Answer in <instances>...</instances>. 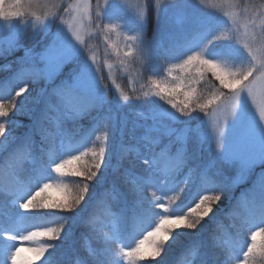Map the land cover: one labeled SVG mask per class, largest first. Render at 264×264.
<instances>
[{"label": "trees", "instance_id": "trees-1", "mask_svg": "<svg viewBox=\"0 0 264 264\" xmlns=\"http://www.w3.org/2000/svg\"><path fill=\"white\" fill-rule=\"evenodd\" d=\"M70 1L20 0L19 17L0 18L12 22L8 32L15 29L9 44L0 42V106L6 113L0 115L5 127L0 133V264H12L3 251L24 241L22 236L63 224L59 239L51 234L34 239L39 248L52 245L45 254L17 259L15 264H242L246 219L241 221L235 212L249 203L250 198L243 196L257 187L264 195V162L236 182L240 171L236 162L222 157L216 151L217 143L200 138V124L206 115L199 110L182 115L168 103H180L190 89H195L198 102L220 95L219 103L231 93L211 71L201 74L196 68L178 67L188 55L214 60L225 71L247 67L251 58L240 30L232 19L211 9L221 0H142L147 8L143 20L113 4L93 20L95 36L84 38L78 52L51 81H35L30 69L40 67L38 54L51 42L57 18ZM98 2L91 0L93 7ZM164 3L166 11L161 13L160 4ZM245 6L256 11L264 6V0H239V7ZM176 9L182 12L174 13ZM54 14V24L35 32L32 25L37 17ZM6 34L0 33V37ZM253 37L255 50L260 33ZM95 49L101 54L95 62L101 97L80 117L69 120L63 109L48 106L40 90L66 84ZM129 49L131 54H127ZM153 81L164 88L183 87L175 93H161L165 97L161 99L155 95L160 89ZM25 85V91L17 95ZM118 91L129 100L124 101ZM57 99L52 97L53 105ZM42 112L46 116L37 132ZM80 144L79 149H84L75 155L87 153L82 163L91 164L92 152L102 147L106 151L91 182L70 174V169L80 166L77 161L60 173L53 171L57 158L71 155V148ZM166 148L170 154L182 151V166L174 167L160 154ZM142 155L154 157L155 167L145 165L138 158ZM212 182L222 193L209 190ZM45 183L52 187L44 189L37 200L44 196L47 199L42 202L46 203L64 199L57 185L76 194L87 184L88 192L73 212L36 210L31 205L25 210L11 202L20 191L35 195ZM202 195L221 198L205 203L213 211L195 230L181 227L172 231L155 258L147 243L139 244L138 254L126 255L137 248L161 216L169 217L170 222L178 216H184V222L198 217L200 212L188 209L195 208ZM258 205V209L262 207ZM262 210L260 232L264 229ZM248 260L249 264H264V236Z\"/></svg>", "mask_w": 264, "mask_h": 264}, {"label": "rangeland", "instance_id": "rangeland-1", "mask_svg": "<svg viewBox=\"0 0 264 264\" xmlns=\"http://www.w3.org/2000/svg\"><path fill=\"white\" fill-rule=\"evenodd\" d=\"M113 4L124 6L130 12V14L137 16L139 20H143L146 17L147 8L142 3V0H107L106 3L105 0H99V2L94 7L91 4V0H71L68 3L67 11L57 18L59 20L56 27L54 28V36L45 49H47L50 44H64L71 46L75 55L78 52L84 38L88 39L95 36V30L91 29L93 20L94 22L97 21V18L100 17L102 12ZM160 5L161 13H164L166 11V4L164 3ZM211 9L221 12L223 15L234 21L236 27L241 32L243 45L249 43L250 41V44L253 45L256 41L255 39H252L253 36L257 33H260V40H258L259 43L255 47L254 51H256L259 59L264 60V6H258L255 8L256 11H251L246 6L241 9L239 7V0H221V4H219L216 9L214 7ZM173 12L179 13L182 11L176 9L173 10ZM54 22H56L55 14L36 19L33 22L32 27L36 32L41 28H48L51 24H54ZM11 25L12 22L0 21V33L8 31ZM12 33L13 32H8L5 37H0V42L7 44L9 42V37H12ZM76 35L80 36V41L76 40ZM100 56L101 54L97 49L93 50L87 56L77 74L73 76L72 82L78 77L79 74L86 72L88 75V85L83 90L90 89L96 91L98 90V87L100 89L95 69V62L98 59H101ZM102 59L106 58L103 57ZM260 75V72L256 73L257 77ZM248 83H251L253 88L255 111L249 101L247 94L242 92L235 119L229 121L227 124L224 138L219 136V133L224 130V121L228 116V113L231 111V92L227 97H225V99H223L222 102L219 103L220 107H213V110L210 112L204 122L205 128L208 129L209 135L212 138L219 139L223 142V156L236 160L240 169H243L244 167L250 168L251 166L253 167L254 165L264 161V126H262L257 119L259 111L264 109V79L255 80L254 78H250ZM118 93L119 96L120 94L121 96H124L123 92L121 93L118 91ZM72 155H74V153L66 157H64L65 155H62L57 158V161L55 162L61 163L63 160H68ZM255 192L258 196H260L259 199L261 200L262 205H264V195L261 193V191H258V187ZM30 196L31 195L26 191H20L19 195L13 198V203L19 205L21 203H26ZM252 197L255 199L254 196ZM253 203L254 200L249 204L250 206L244 204V206L242 205V208L239 209V211L235 212L239 218H242L241 221L244 220L243 218L246 216L249 222L252 224H249L250 226L247 227L248 230L246 233V240L244 242L245 250H247L248 246L253 243L257 245L259 240V235L256 236L255 241L252 239V234L254 232L257 233V228L254 227V224H256L255 222L259 221V217L253 214V212L256 210V208L252 207ZM245 222L246 221H243V223L247 225L248 221L246 223ZM234 223L242 224L239 221H234ZM34 248H39L38 242L36 240H28L26 242H21L11 246L5 251V255L9 257L11 252H17L18 249L19 251L17 252L16 259L22 257L30 258L36 255V253L31 250Z\"/></svg>", "mask_w": 264, "mask_h": 264}, {"label": "snow or ice", "instance_id": "snow-or-ice-1", "mask_svg": "<svg viewBox=\"0 0 264 264\" xmlns=\"http://www.w3.org/2000/svg\"><path fill=\"white\" fill-rule=\"evenodd\" d=\"M106 2L107 0H105V3ZM18 3H20V0H18ZM20 15L21 13L17 10L16 12L11 14V17H19ZM37 19H39V17H37ZM80 39H81L80 36L76 35V40L80 41ZM132 39H135V38L133 37ZM252 39L254 40L255 37H253ZM245 48L248 49V57L251 58L250 61H248L247 67L244 68L243 70L237 69V71H230L228 73L234 78V81H235L230 90L232 92V107L228 115H230L231 112L235 110L237 106V101L240 98L242 92L246 93L248 96L253 97V88H252L251 83H248L249 79L250 78H254L255 80L264 79V71H262L264 70V60H261L258 58L256 51L253 50L251 44H245ZM131 51L132 50L129 49V52L127 54H131ZM73 55H74V50L69 45L50 44L47 49H45L42 53L38 54L40 67H37L34 65L30 69V71L33 74L34 80L35 81H45V82L51 81L57 75V73L61 70L63 65L68 63L72 59ZM205 62H208L211 65H214L216 68L224 71V69L220 67V65L216 61L205 59L198 54L188 55L187 58L183 61V64L178 65V67H180L182 70H187L189 68H196L197 72H200L202 74L203 71L205 70L203 68V65L205 64ZM257 72L261 73V75L258 77L256 76ZM153 83L156 84L155 81H153ZM87 85H88V75L86 72H84V73L79 74L78 77L74 79V81L71 84H63L55 88H52L51 90H46V88L42 87L40 90V95L44 98L45 102L48 104L49 107H53L56 111L63 109L64 114L67 116V118L69 120H72V119H76L80 117L85 111L92 108L94 104L97 102L96 98L82 94L81 90L87 87ZM27 87H28L27 85L22 87L20 89V92L17 93V95L24 92ZM156 87L160 90L157 91L155 95L159 96L161 99H164L165 97L161 95V93L164 92L163 91L164 87H161V85L159 84H156ZM181 87H183V85H177L176 87H173L171 89H175L177 91V88H181ZM222 87L225 88L224 86ZM184 94H187L186 101H185V96H184V99L180 101V103H176L173 100H168L169 104L179 105V106L173 107V109H175L177 112H179L182 115H188L192 113L193 111L199 110L200 112H203L207 116L208 112L206 110L209 108V106L215 105L216 107H220V105L217 103L221 99L220 95H214L211 98L206 99L204 102H198L199 98L195 97V89H190L188 91H185ZM52 97L58 98L54 105L51 102ZM122 99L124 101H128L129 97L124 95L122 96ZM209 100H213L214 103L209 105L208 104ZM193 105H195V107H193ZM0 115H6V113H4L2 109V106H0ZM45 116H46V112H42L39 120L36 122L37 132L40 131L39 124H40V121ZM4 131H5L4 125L0 124V133H4ZM222 132L223 131L219 133V136H222ZM26 139H30V137H26ZM152 143L155 144V141H153ZM216 149L218 153L222 152L223 150V142L220 141L219 139L217 140ZM152 150L154 151V148ZM105 153L106 151L103 147L99 150V152H92L93 159H92L91 164L82 163L83 157L87 155L86 152H82L78 156L72 155L70 156L68 160H63L61 161V163L55 164L53 171L60 173L61 170L65 168V164L71 163L72 161H77L80 164V166L74 169H70V174L76 177H81L85 182H91L97 176L104 162ZM160 154L163 157H165L174 167L182 166L184 163L183 153L179 149L175 153H171V154H170L169 149L167 148L162 149ZM138 158L142 159L143 163L147 166L155 167L157 163L156 159L151 156H149L148 158H145L142 155L141 157H138ZM49 187H52V185L45 183L43 187H41L39 191L35 193V195H32L29 197L26 203H21L20 208L27 210L29 209V206L31 205L33 209H36V210L37 209H55V210H59L63 212H73L80 206V204L83 202L88 192L87 184L85 185L84 188H82L76 194H73L66 187H61L57 185V188L60 189L64 194L65 203L63 204V206L59 204H55L54 206V203L39 202L40 200H37V196H40V194L44 191V189H47ZM209 190L212 192L222 193L221 189L214 182H212ZM218 196L219 195H211V196L202 195L199 198V202L201 201L202 197L206 198V201H205L206 203V202L215 201ZM33 201H35L36 203H32ZM197 206H198V203L195 205V208ZM195 208H189L188 211L193 210ZM205 208H210V211L200 212L198 217H196L195 219H187V222H184L185 221L184 216H178V217H182V219L180 220L178 224H175L171 228L169 238L167 239V241L171 238L172 231L179 229L181 227L188 229V230H195L197 226L200 225L201 220L204 217H207L209 213L213 211L211 207H205ZM64 227L65 225L63 224L60 227L55 228V229L51 227H43V228H40L39 230L50 229V232L48 234H51L52 237L57 240L60 238L61 233L64 230ZM39 230H36V231H39ZM30 232H34V231H30ZM27 236L28 234L26 236H22L21 239L27 241L29 240L27 239ZM6 238L15 239V236H7ZM166 242L162 244V251H163V245ZM50 247H52V245L49 246V248ZM255 248H256L255 243L248 246L247 251L243 253L244 260L242 264H249L248 257L250 256V254L253 253ZM48 249L45 252H47ZM18 251L19 250L17 249V252ZM17 252H11L10 256L8 257V259L12 262V264H15ZM45 252L43 254H45ZM126 255H129V254L126 253Z\"/></svg>", "mask_w": 264, "mask_h": 264}, {"label": "clouds", "instance_id": "clouds-1", "mask_svg": "<svg viewBox=\"0 0 264 264\" xmlns=\"http://www.w3.org/2000/svg\"><path fill=\"white\" fill-rule=\"evenodd\" d=\"M172 2H175V0H172ZM18 7H19L18 0H0V18H3L5 20H7L9 17H11L12 13L17 11ZM203 68L205 70L211 71L213 73V75L215 76L216 80L219 81L220 85L224 86L226 89L231 90L232 85H233V83L235 81H234V78L231 75L228 74L230 71H225V70L222 71V70L216 68L214 65H211L208 62H205V64L203 65ZM163 91L165 93H169V94L176 92L175 89H169V88H164ZM184 96H185V101H186L187 100V94H184ZM248 98H249V101H250V103H251V105H252V107L254 109L255 101H254L253 97L248 96ZM239 102H240V98L237 101V106H236L235 110H233L231 112V114L228 115L226 117L225 121H224V130L222 132V137L223 138H224L225 133H226L227 124L229 123V121L235 119V117H236L237 109L239 107ZM213 103H214L213 100H209L208 101L209 105H211ZM170 105H171L172 108L176 107V106H179V105H172V104H170ZM254 111H255V109H254ZM256 118H257V116H256ZM257 119L259 120L261 125L264 126V109L259 111V115H258ZM216 151H217V149H216ZM70 164L71 163L65 164V167L69 166ZM57 190L61 191L60 189H57ZM220 198L221 197L218 196L215 201L219 202ZM46 199H47V197L41 196L39 202H42V201H44ZM205 201H206V198L202 197L201 201L198 203V206L195 209L189 210V211H191V212L210 211V208H205V206H204L205 205ZM32 203H36V202L33 201ZM64 203H65V201L63 199V200L54 202V206H55V204H59V205L63 206ZM181 219H182V217H176L175 220H172L170 222L169 217L161 216L159 223H157L156 226L151 231L147 232L143 236V239H141L139 241V243L137 245V248L133 252H129L128 254L129 255L138 254L139 253V244L147 243L150 246V248L152 249V252L154 254L153 258H155L162 251V244L164 242H166L167 239L169 238V234H170L171 228L175 224H178ZM49 232H50V229H42V230H39V231L30 232V233H28L27 239L33 240V239H36L38 237L48 235ZM258 234L264 236V229H262L260 233H255L254 232L252 234L253 241H255L256 236ZM31 250L33 252H35L37 256H42L43 253L47 249L41 247V248H34V249H31Z\"/></svg>", "mask_w": 264, "mask_h": 264}]
</instances>
